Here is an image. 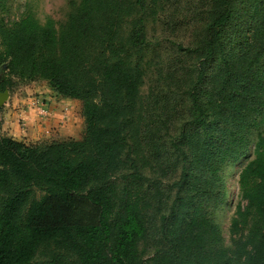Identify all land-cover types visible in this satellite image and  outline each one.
<instances>
[{
  "label": "trees",
  "instance_id": "1",
  "mask_svg": "<svg viewBox=\"0 0 264 264\" xmlns=\"http://www.w3.org/2000/svg\"><path fill=\"white\" fill-rule=\"evenodd\" d=\"M180 1L79 0L56 27L8 24L0 0V93L46 81L85 124L80 140L27 145L2 134L0 107V264H264V132L230 247L213 216L224 166L264 126V0ZM150 24L196 28L155 71Z\"/></svg>",
  "mask_w": 264,
  "mask_h": 264
},
{
  "label": "rangeland",
  "instance_id": "2",
  "mask_svg": "<svg viewBox=\"0 0 264 264\" xmlns=\"http://www.w3.org/2000/svg\"><path fill=\"white\" fill-rule=\"evenodd\" d=\"M78 2L79 0H7L6 8L2 15L5 18V22L10 24L18 20L25 13L29 12L34 14V16L41 23H45V21L49 18L52 19L55 22L56 27H58L62 22L66 20V17L73 6V3L76 4ZM185 2L186 0H181L180 5H175L174 7H181L180 9L183 10ZM184 12L185 11H183V13ZM195 29L196 28L192 26L188 30L186 26H182L176 30H172L163 24H156L154 26L150 24L148 26V37L152 44L153 51L152 59L155 63L154 71L157 69V67L160 66L165 68L166 64L173 59L174 53L177 51L180 53V51L178 50L179 45H182L185 48L191 47L194 41V37H192V34ZM188 64L193 65V62L188 60ZM146 87L144 88L146 89ZM49 90L52 93H55L53 92V89H51L47 84V82L43 80L28 83H20L15 81L13 88L10 92L8 91V93L9 97L11 96L14 100L17 101L23 98H31V103L34 104L35 101H40L38 97H45L49 94L53 95ZM47 91H49L48 94L46 93ZM9 97L4 102V104L8 102ZM18 105L21 106V104ZM76 118L78 123L76 124L78 125V132L74 136V139H81L85 131L84 118L82 115V104L81 110H79L78 108ZM263 132L264 126L259 128L258 130L252 131L250 135L251 144L247 150L246 155L238 162L228 163L223 168V178L226 184L227 201L222 207H218L213 210V216L216 223L220 227L221 235L223 237V243L226 247L231 246L229 232L230 222L235 213L236 206L240 201L238 185L239 173L244 168V166L254 158L253 150L255 142L258 135ZM2 134L6 136L7 133L2 129ZM77 207V216L81 221L88 222L94 220L96 212L94 211V209L88 207V205L84 203L83 200L78 201Z\"/></svg>",
  "mask_w": 264,
  "mask_h": 264
},
{
  "label": "crops",
  "instance_id": "3",
  "mask_svg": "<svg viewBox=\"0 0 264 264\" xmlns=\"http://www.w3.org/2000/svg\"><path fill=\"white\" fill-rule=\"evenodd\" d=\"M52 94L38 97L48 110L46 117L37 114V106L31 103V98L17 101L10 96L1 112L2 129L7 133L6 136L27 145L45 141L80 140L74 139V136L78 132L76 114L78 108L81 110V101L60 96L56 92Z\"/></svg>",
  "mask_w": 264,
  "mask_h": 264
},
{
  "label": "built area",
  "instance_id": "4",
  "mask_svg": "<svg viewBox=\"0 0 264 264\" xmlns=\"http://www.w3.org/2000/svg\"><path fill=\"white\" fill-rule=\"evenodd\" d=\"M35 106H37V114L40 116V117H46L48 116V110L45 109L42 101H35L34 102Z\"/></svg>",
  "mask_w": 264,
  "mask_h": 264
},
{
  "label": "water",
  "instance_id": "5",
  "mask_svg": "<svg viewBox=\"0 0 264 264\" xmlns=\"http://www.w3.org/2000/svg\"><path fill=\"white\" fill-rule=\"evenodd\" d=\"M9 93L7 90L0 93V107L3 106L4 102L8 99Z\"/></svg>",
  "mask_w": 264,
  "mask_h": 264
}]
</instances>
